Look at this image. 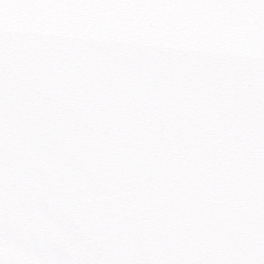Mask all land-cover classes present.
Returning a JSON list of instances; mask_svg holds the SVG:
<instances>
[{
	"label": "water",
	"instance_id": "1",
	"mask_svg": "<svg viewBox=\"0 0 264 264\" xmlns=\"http://www.w3.org/2000/svg\"><path fill=\"white\" fill-rule=\"evenodd\" d=\"M0 264H264V0H0Z\"/></svg>",
	"mask_w": 264,
	"mask_h": 264
}]
</instances>
